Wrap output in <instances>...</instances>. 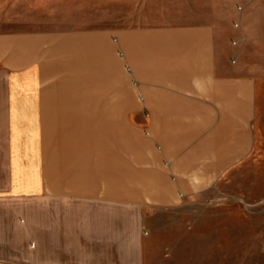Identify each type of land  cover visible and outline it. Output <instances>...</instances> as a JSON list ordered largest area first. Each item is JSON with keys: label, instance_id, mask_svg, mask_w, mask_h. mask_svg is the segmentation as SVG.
<instances>
[{"label": "crops", "instance_id": "0c3cea01", "mask_svg": "<svg viewBox=\"0 0 264 264\" xmlns=\"http://www.w3.org/2000/svg\"><path fill=\"white\" fill-rule=\"evenodd\" d=\"M263 94L205 24L0 33V264L126 252L127 207L182 205L249 158Z\"/></svg>", "mask_w": 264, "mask_h": 264}, {"label": "rangeland", "instance_id": "374dc122", "mask_svg": "<svg viewBox=\"0 0 264 264\" xmlns=\"http://www.w3.org/2000/svg\"><path fill=\"white\" fill-rule=\"evenodd\" d=\"M203 24L264 93V0H0V33ZM137 117L147 114L127 121ZM260 121L252 154L212 191L172 208L127 207L126 252L45 256L59 264H264V115Z\"/></svg>", "mask_w": 264, "mask_h": 264}, {"label": "built area", "instance_id": "2783aa9c", "mask_svg": "<svg viewBox=\"0 0 264 264\" xmlns=\"http://www.w3.org/2000/svg\"><path fill=\"white\" fill-rule=\"evenodd\" d=\"M140 99V98H139ZM147 135V134H146Z\"/></svg>", "mask_w": 264, "mask_h": 264}]
</instances>
